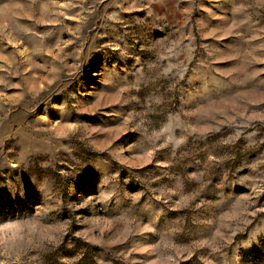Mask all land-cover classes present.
I'll list each match as a JSON object with an SVG mask.
<instances>
[{
    "label": "rangeland",
    "instance_id": "obj_1",
    "mask_svg": "<svg viewBox=\"0 0 264 264\" xmlns=\"http://www.w3.org/2000/svg\"><path fill=\"white\" fill-rule=\"evenodd\" d=\"M0 264H264V0H0Z\"/></svg>",
    "mask_w": 264,
    "mask_h": 264
}]
</instances>
